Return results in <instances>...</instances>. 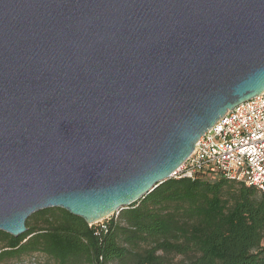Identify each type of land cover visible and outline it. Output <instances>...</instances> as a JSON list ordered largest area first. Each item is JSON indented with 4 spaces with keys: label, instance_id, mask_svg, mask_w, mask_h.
Listing matches in <instances>:
<instances>
[{
    "label": "water",
    "instance_id": "1",
    "mask_svg": "<svg viewBox=\"0 0 264 264\" xmlns=\"http://www.w3.org/2000/svg\"><path fill=\"white\" fill-rule=\"evenodd\" d=\"M264 92V0H0V231L93 226Z\"/></svg>",
    "mask_w": 264,
    "mask_h": 264
},
{
    "label": "trees",
    "instance_id": "2",
    "mask_svg": "<svg viewBox=\"0 0 264 264\" xmlns=\"http://www.w3.org/2000/svg\"><path fill=\"white\" fill-rule=\"evenodd\" d=\"M118 215L41 211L18 238L0 231V264H264V194L242 183L172 178Z\"/></svg>",
    "mask_w": 264,
    "mask_h": 264
},
{
    "label": "built area",
    "instance_id": "3",
    "mask_svg": "<svg viewBox=\"0 0 264 264\" xmlns=\"http://www.w3.org/2000/svg\"><path fill=\"white\" fill-rule=\"evenodd\" d=\"M222 177L264 194V92L229 111L173 175Z\"/></svg>",
    "mask_w": 264,
    "mask_h": 264
},
{
    "label": "rangeland",
    "instance_id": "4",
    "mask_svg": "<svg viewBox=\"0 0 264 264\" xmlns=\"http://www.w3.org/2000/svg\"><path fill=\"white\" fill-rule=\"evenodd\" d=\"M118 217H119V215H114V218H118ZM111 218H113V217H111ZM111 218H110V219H111ZM103 222H104V221H103ZM0 248H1V247H0ZM181 259H182L181 257H174V260H175V261H181ZM29 264H30V263H29Z\"/></svg>",
    "mask_w": 264,
    "mask_h": 264
}]
</instances>
